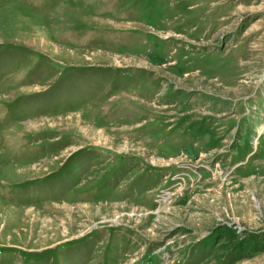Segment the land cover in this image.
Masks as SVG:
<instances>
[{
	"label": "rangeland",
	"instance_id": "1",
	"mask_svg": "<svg viewBox=\"0 0 264 264\" xmlns=\"http://www.w3.org/2000/svg\"><path fill=\"white\" fill-rule=\"evenodd\" d=\"M0 264H264V0H0Z\"/></svg>",
	"mask_w": 264,
	"mask_h": 264
}]
</instances>
